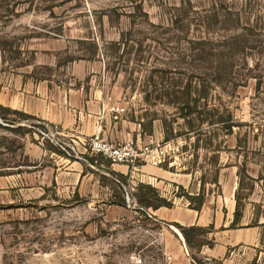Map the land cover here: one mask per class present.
Returning <instances> with one entry per match:
<instances>
[{"label": "rangeland", "instance_id": "obj_1", "mask_svg": "<svg viewBox=\"0 0 264 264\" xmlns=\"http://www.w3.org/2000/svg\"><path fill=\"white\" fill-rule=\"evenodd\" d=\"M0 104V264H264V0H0Z\"/></svg>", "mask_w": 264, "mask_h": 264}, {"label": "trees", "instance_id": "obj_2", "mask_svg": "<svg viewBox=\"0 0 264 264\" xmlns=\"http://www.w3.org/2000/svg\"><path fill=\"white\" fill-rule=\"evenodd\" d=\"M195 90H196V93H198V95L200 97L206 96L204 89H201L202 91L199 89H195ZM182 93H184V94L181 97H177L178 100H180V102H181V106L179 107L180 115L183 118L187 119L196 110L195 104H191V102L192 101L197 102L199 100V96L195 97V98L190 97L191 90L189 88H187L186 91H184ZM10 113L16 114L20 117L11 118V117H9ZM21 116H23L25 118L34 117L33 115H30L24 111H21L18 109H10V107H5V106L0 104V118L5 123L16 124L17 120L21 119ZM186 122L188 123L190 128H193L194 125L192 124V121H190V119H187ZM233 125L234 124L227 123V125H224V127L228 128V129H232ZM16 130L22 132L25 130V128H24V126L19 125L16 128ZM165 139L169 140L170 136L166 135ZM53 150L55 151L56 149L54 148ZM212 183H215V184L218 183V177L216 175L212 179ZM144 186L146 188H148L149 190L155 191V194H156V197H153V198H150V197L147 198L146 197V200L143 201L142 204H144L147 208L150 207V208L156 210L162 206L173 207V201H171V199H168L165 196H162L155 187L151 186L150 184H146ZM204 186H205V181H204V178L202 177L200 179V190L198 192L189 193L188 191H185L181 185H179L178 187L183 189V193L176 194V195L186 198L188 200V207L195 209V210H201V208L205 202ZM241 187H242V180H240V183H239V188H241ZM239 188L237 189V191L235 193L236 204H235V209L233 212V219L231 220V223H230V227H234L243 217L244 202L242 201V196L240 195ZM250 188H252V185H250ZM146 196H147V193H146ZM213 229H214V226L212 223H210L208 226H201V225L193 224L190 226H182L181 227L182 233L186 239L187 244L190 246V248L193 246V241H192V237H191L192 231L201 230V231H205V235H208V233L212 232ZM205 244H209V242L202 241V242L198 243L197 249H199L200 247H202ZM193 258L196 261V264H204L200 259H197L195 256Z\"/></svg>", "mask_w": 264, "mask_h": 264}, {"label": "built area", "instance_id": "obj_3", "mask_svg": "<svg viewBox=\"0 0 264 264\" xmlns=\"http://www.w3.org/2000/svg\"><path fill=\"white\" fill-rule=\"evenodd\" d=\"M89 148L93 155L104 157L112 163H125L128 166L136 167L139 164L138 161L143 159L132 140L115 143L96 135L90 139ZM133 259L136 260L135 255H133Z\"/></svg>", "mask_w": 264, "mask_h": 264}, {"label": "crops", "instance_id": "obj_4", "mask_svg": "<svg viewBox=\"0 0 264 264\" xmlns=\"http://www.w3.org/2000/svg\"><path fill=\"white\" fill-rule=\"evenodd\" d=\"M161 208V207H160ZM198 220H199V218H198Z\"/></svg>", "mask_w": 264, "mask_h": 264}, {"label": "bare ground", "instance_id": "obj_5", "mask_svg": "<svg viewBox=\"0 0 264 264\" xmlns=\"http://www.w3.org/2000/svg\"><path fill=\"white\" fill-rule=\"evenodd\" d=\"M181 235V234H180ZM182 236V235H181Z\"/></svg>", "mask_w": 264, "mask_h": 264}]
</instances>
